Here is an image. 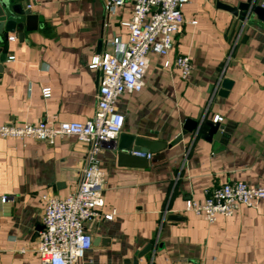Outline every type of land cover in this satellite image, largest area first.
<instances>
[{
	"label": "crops",
	"instance_id": "1",
	"mask_svg": "<svg viewBox=\"0 0 264 264\" xmlns=\"http://www.w3.org/2000/svg\"><path fill=\"white\" fill-rule=\"evenodd\" d=\"M247 1L191 0L170 55L151 54L144 89L118 102L125 116L121 134L171 144L188 119L215 123L217 116L231 131L208 142L203 127L153 155L147 167L120 165L118 139L108 143L101 156L105 184L99 210L116 215L87 224L99 242L81 263L133 264L151 244L138 264H264V200L214 224L185 211L187 201H204L207 189L230 182L264 188V21L255 14L241 21L219 6ZM252 1L254 7L264 5ZM132 11L130 2L115 14L107 12L106 0L34 2L38 29L25 32L23 41L17 33H9L15 38L8 42L0 37V126L92 119L101 74L91 67L115 38L128 42L123 23ZM179 56L192 60L188 80L174 65ZM166 61L171 68L164 67ZM225 79L233 86L222 97ZM44 89H50L49 98ZM89 147L77 137L53 144L0 138V264H42L37 228L43 196L64 199L76 190Z\"/></svg>",
	"mask_w": 264,
	"mask_h": 264
},
{
	"label": "built area",
	"instance_id": "2",
	"mask_svg": "<svg viewBox=\"0 0 264 264\" xmlns=\"http://www.w3.org/2000/svg\"><path fill=\"white\" fill-rule=\"evenodd\" d=\"M33 1L37 3L40 0ZM34 2H30L28 9L32 10ZM127 2L133 5L131 19L123 23L129 30L128 42L122 43L115 38L111 50L91 67L101 74L97 109L92 119L62 122L57 126L47 122L0 126V138L3 139H34L53 144L57 138L77 137L90 146L76 190L64 199L43 196L44 228L39 232L37 247L42 264H85L81 261L93 243L87 224L97 218L114 220L115 210L103 215L99 209L104 204L105 184L101 156L105 146L117 141L125 127V116L120 112L118 102L124 94L144 89L151 54L163 58L170 55L175 45L174 36L184 24L183 9L191 0H106V10L115 14ZM14 38L9 36V41ZM9 59L14 60V57ZM174 65L181 70L184 80L190 78L193 64L189 56L177 57ZM164 67L171 68L172 63L166 61ZM43 95L49 98L50 89H44ZM218 120L219 116L215 118V123ZM133 154L148 160L153 158L152 154ZM205 195L204 201H187L185 211L203 216L214 224L219 217H232L241 206L255 207L264 200V188L236 181L207 189Z\"/></svg>",
	"mask_w": 264,
	"mask_h": 264
},
{
	"label": "water",
	"instance_id": "3",
	"mask_svg": "<svg viewBox=\"0 0 264 264\" xmlns=\"http://www.w3.org/2000/svg\"><path fill=\"white\" fill-rule=\"evenodd\" d=\"M31 0H0V37L2 41H9V33H17L21 41L25 38V32H33L38 29L39 17L28 9ZM221 8L229 11L234 16L238 17L241 21H246L251 14L257 15L264 21V8L261 6L254 7L252 0L241 3L238 7L234 8L229 5L220 4ZM8 52V44L6 47ZM7 55H2L1 60L4 61ZM233 86V81L225 79L219 90V96L226 97ZM203 127H207L208 131L202 134V138L208 142L216 140H223L226 134L231 130L222 125V123H214L210 121H195L188 119L182 126L181 134L171 143L162 142L159 140H150L133 134L123 133L119 136L117 141L118 160L120 165L147 167L149 160L135 156L134 152H142L144 154H158L167 148H172L182 142L184 136L188 134H199ZM171 218L177 219V216ZM44 226L37 228L38 235ZM99 240H94L93 245H96ZM153 246L148 245L139 255L134 258L133 264H138L140 258L152 250Z\"/></svg>",
	"mask_w": 264,
	"mask_h": 264
}]
</instances>
